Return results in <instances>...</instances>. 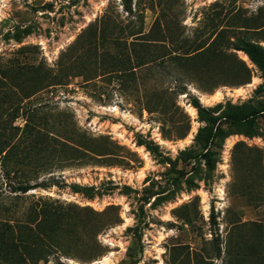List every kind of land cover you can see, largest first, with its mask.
<instances>
[{
	"label": "rangeland",
	"instance_id": "1",
	"mask_svg": "<svg viewBox=\"0 0 264 264\" xmlns=\"http://www.w3.org/2000/svg\"><path fill=\"white\" fill-rule=\"evenodd\" d=\"M239 40L264 47V0H0V121L70 141L27 168L47 188L0 183L2 218L62 211L40 264H264V121L224 118L264 108Z\"/></svg>",
	"mask_w": 264,
	"mask_h": 264
},
{
	"label": "trees",
	"instance_id": "2",
	"mask_svg": "<svg viewBox=\"0 0 264 264\" xmlns=\"http://www.w3.org/2000/svg\"><path fill=\"white\" fill-rule=\"evenodd\" d=\"M239 45L240 50L258 66L264 78V47L244 40H239ZM227 110L224 118L231 124L245 122L252 125L258 116L264 121V108L244 112L241 108L228 106ZM20 116L25 117L26 122L22 128L14 126L15 119ZM44 127L46 123L41 121L38 110H27L22 115L20 110H13L4 122L0 121V183L2 180L10 182L11 192L16 197L31 190L47 188V182L32 184L33 178L29 176L27 168L36 163L30 169L34 174L46 172L58 161L53 156V144L59 142L64 147H70L67 144L69 140H65V143L58 139L60 135L56 132L59 133V130L55 127L46 130ZM210 154L208 150L204 158L208 167L212 168ZM32 157L35 158L33 162ZM16 176L20 179L18 183L12 182ZM41 202L38 206L31 205L22 221L11 222L10 219L0 217V264L45 263L55 250L61 251L58 226L53 220H60L62 211L56 206L40 205ZM5 205L4 201L0 204L3 213L7 211ZM217 257L221 258V250H218ZM233 257L229 252L226 263H230Z\"/></svg>",
	"mask_w": 264,
	"mask_h": 264
},
{
	"label": "bare ground",
	"instance_id": "3",
	"mask_svg": "<svg viewBox=\"0 0 264 264\" xmlns=\"http://www.w3.org/2000/svg\"><path fill=\"white\" fill-rule=\"evenodd\" d=\"M100 262H95L94 264H99ZM102 264V263H101Z\"/></svg>",
	"mask_w": 264,
	"mask_h": 264
}]
</instances>
